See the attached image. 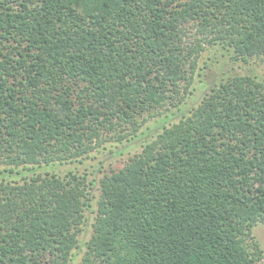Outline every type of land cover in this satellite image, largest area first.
Masks as SVG:
<instances>
[{
  "label": "trees",
  "instance_id": "16d2710c",
  "mask_svg": "<svg viewBox=\"0 0 264 264\" xmlns=\"http://www.w3.org/2000/svg\"><path fill=\"white\" fill-rule=\"evenodd\" d=\"M213 48L264 55V0H0V264H262L264 76ZM108 138L97 194L56 169Z\"/></svg>",
  "mask_w": 264,
  "mask_h": 264
},
{
  "label": "rangeland",
  "instance_id": "374dc122",
  "mask_svg": "<svg viewBox=\"0 0 264 264\" xmlns=\"http://www.w3.org/2000/svg\"><path fill=\"white\" fill-rule=\"evenodd\" d=\"M206 48L209 49V46L205 44ZM207 51V52H206ZM232 52L228 49H220L218 50L216 48H213L212 50H205L201 52V55L198 59V65L199 67L203 65L204 62H213L211 65V70L208 69H203V73H205V76L202 75L201 78L204 79V82H211L215 80V78L218 76V70L217 66H219L220 61H225L226 64H224V69H228L229 67L233 68L231 75L234 73H245L252 71L255 74L264 76V55L261 57H250L246 61L238 60L235 61L231 58ZM211 58H208L210 57ZM230 75V76H231ZM207 89V88H206ZM202 92L196 90L194 88V94L188 96V94H184L182 100L180 103H178V106H163L158 109L162 114L172 111V110H177L176 107H183L182 110L185 111L187 107H191V105L197 103L200 100V96H202ZM181 110V111H182ZM147 118L145 120L144 124L152 125V121L155 119L157 116H148L145 115ZM177 117L174 115L170 120H175ZM152 131H155V128H152ZM103 145L106 146V148H99L98 150H93L90 154L89 157L85 158L82 160V162H75V163H66L59 165V167H56V169H59L60 172H64L65 170L71 168L75 171L78 172H86L88 179L94 181V185L92 188L93 194L98 193V183H99V178L102 176L103 171H108L110 168L117 169L120 168L125 161L127 160L128 156L133 154L135 151H140V147H133L130 148L123 153H118L117 151L120 150L123 146L122 143H116L114 141V138H108L106 141L103 142ZM111 150L113 152H111ZM101 163V164H100ZM102 168L103 171H100L99 169ZM92 216H89V221L87 222L86 226L84 227V230L79 234V239L80 240H86L89 238L92 228H91V221H92ZM253 236L254 238L259 242L262 250H263V257L261 259V263L264 264V224L259 223L257 224L254 229H253ZM80 255L78 254L73 261H70L69 264H78V261L80 259Z\"/></svg>",
  "mask_w": 264,
  "mask_h": 264
}]
</instances>
